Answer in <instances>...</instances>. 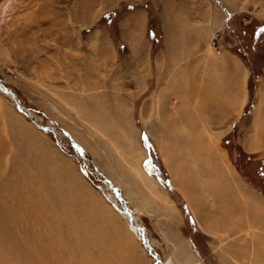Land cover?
I'll return each instance as SVG.
<instances>
[{"label": "rangeland", "instance_id": "rangeland-1", "mask_svg": "<svg viewBox=\"0 0 264 264\" xmlns=\"http://www.w3.org/2000/svg\"><path fill=\"white\" fill-rule=\"evenodd\" d=\"M133 7L150 11L154 46L161 39L158 13H173L180 25L192 26L176 33L184 41L193 39L190 45L179 44L178 59L180 64L194 61L199 81L217 74L209 63L228 50L251 67V100L245 116L238 117L234 109L222 127L202 121L201 129H207L202 136L207 143L218 144V149L204 152L222 162L221 181L236 189L239 176L243 193L250 184L264 194V150L246 148L252 135L254 90L264 66V0H0V83L16 94L24 109L0 87V264H161L132 230L125 209L116 207L119 198L134 212L137 226L145 230L144 238L162 264H170L165 261L173 244L165 239L167 231L160 229L159 216L152 213L156 202L178 210L177 221L190 239L191 251L209 259L208 264H222L216 260L220 252L230 253L232 264H264L248 245L252 215L245 207L235 211L239 221H228L231 229L236 228L227 236L204 235L201 211L196 225L188 207L187 195H193L201 198L200 205L203 200L211 205L216 216L226 206L235 214L234 204L222 195L229 189L216 192L208 177L213 174L188 188L185 176L174 171L173 153L184 150L183 136L194 135L180 132L173 136L174 142L170 132L159 133L161 126L170 129L175 118L171 113L182 117L192 112L191 102L178 101L186 86L172 96L168 107L154 100L141 102L139 109L134 101L121 104L126 113L115 116L110 109L100 113L93 102L88 106L92 117L77 109L81 100L75 94L76 63L95 62L98 47L124 50L121 12ZM114 24L119 29L115 35L107 32ZM189 49L202 57L190 60ZM118 61H123L121 56ZM160 88L148 86V97H156ZM194 104L200 107L198 114H207L202 102ZM178 124L180 130L188 129L181 118ZM141 130L157 139L156 147L146 135L141 141ZM258 137L264 140V134ZM84 162L90 176L84 172ZM197 184L209 191L194 196L191 189Z\"/></svg>", "mask_w": 264, "mask_h": 264}, {"label": "crops", "instance_id": "crops-1", "mask_svg": "<svg viewBox=\"0 0 264 264\" xmlns=\"http://www.w3.org/2000/svg\"><path fill=\"white\" fill-rule=\"evenodd\" d=\"M148 11L147 8L133 7L130 10L126 9L121 12L124 13L122 20L124 29L121 31V35L126 36L124 50L121 49L119 51L117 48H114L110 51L108 48L98 47V56L95 62L76 63L74 73L75 94L76 100L78 102L79 99L81 100V106L77 104V109L87 114L90 108L88 106L93 107L95 104L93 102H97L100 113L105 112L106 109H110L116 112L115 116H122V114L126 113L121 106L123 103L136 101L140 109L141 102L160 100L166 102V107H168L169 105L171 106L170 101L172 96L175 94L179 95L180 87L186 86L187 92L182 93V99L178 101L191 102L188 107L192 109V112L189 109L190 112L182 115V117L178 116V113H171V119H173V116L175 117L173 119L174 125L171 120L172 125L170 129L161 126L159 130V133L162 135H167L170 132L172 139L175 134H179L180 132L194 135V137L189 135L183 136L180 143L184 146V150L181 153H173L172 160L175 161V165L173 166L174 171L177 174L181 173L185 176V184L188 188L192 186V183H197L200 177L213 174V176L208 177L213 179V188L218 191L214 189H211V191L222 193L224 189H229L228 193L225 191L222 195L229 197V202L234 204V212L239 211V208L245 207L248 210V215H252L249 219L252 221L253 233L248 245L252 251L256 249L255 252L264 258V194L247 183V189L243 193L241 191L243 182L242 179L238 178L239 176H235L239 185V188L236 185V189H232V186L228 183L221 181L225 178L219 166L222 162L217 157L213 159L209 157L207 152H204L206 149H218V144L207 143L204 137H202L207 129L205 126L204 129H201L202 121L206 122L207 126L222 127L223 124L227 123L234 109H238V117L245 116L246 106L251 100V67L242 57L228 50L221 57H213L212 63H209V65L214 66L216 69L214 70L215 74H217L213 77L217 79L216 82L213 81V78L210 79L208 77L210 75L199 81L195 75L194 61L180 64L178 59L179 44L186 43L190 45L193 39L190 41L191 38L187 37L188 39L184 41L182 38L177 37L176 33L181 30L188 32L192 26L188 24L180 25L179 20H174L175 15L173 13H158L157 22L161 39L160 43L154 46L149 32L152 21L150 19V11ZM121 15L118 16L116 24L119 22ZM185 23L187 22L185 21ZM107 28L109 29L107 30L108 33L113 35L119 33V29L115 24L113 28ZM186 51H189L190 60L202 57L201 55H197V51L194 49ZM118 56H121L123 61H118ZM204 65H207L205 61ZM180 71H186V75L180 74ZM258 75L256 89L254 90L255 102L252 109V120L249 126L252 135L249 136L250 142L248 143V147H246L250 150H264V140L259 139V137L256 138L257 135L264 134L262 133L264 128V66ZM156 84L161 87L156 93V97H148L146 88ZM85 93L87 94L85 95ZM80 95L81 98H79ZM196 101L202 102L201 106L208 109L206 115L198 114L201 110H198V108L200 109L199 105L194 104ZM82 115L83 113L80 116ZM87 115L90 117L92 114L88 113ZM102 116L106 117L108 114L103 113ZM109 116L112 117L113 114H109ZM180 118L188 128L187 130H180V125L178 124ZM216 132H221V130H216ZM143 135H146L153 144H156L157 139L155 141L149 131L141 130V141ZM170 147L173 148L174 146L171 145ZM145 155V158L149 156L147 153ZM192 158L195 160V164L191 161L193 160ZM141 160H143V156ZM211 160L213 163L206 162ZM211 168L213 171L209 172ZM240 182L242 183L239 184ZM216 184L218 187H215ZM205 190L207 191L208 189H202L197 184L194 188L192 187L191 192L196 196L199 192H205ZM204 198H206L205 195ZM187 200L196 225L200 218L199 211L202 213V225L200 229L204 235L221 234L227 236L230 232H234L236 226L234 229H231V226H228L227 223L228 221L230 223L237 222L239 218L238 214H236L238 212L233 214L226 210L230 206H226L224 212L221 211L219 216H216V210L206 203L205 200L200 205L201 198H198V196L187 195ZM154 202L156 201L154 200ZM222 202L224 203V201ZM155 204L154 208H152V213L159 216V219H161V228H159L167 231L165 239L170 244H173L172 255L165 262H169L170 264H208L209 259L205 257L200 259L191 251L190 239L183 234L177 221L178 210H175V207L172 205H162L157 202ZM131 212L134 213L133 211ZM260 240L261 243L259 242ZM228 254L230 253L220 252L216 258L217 262L232 264V259H229L232 256ZM237 257L234 256L233 258L241 260V256Z\"/></svg>", "mask_w": 264, "mask_h": 264}, {"label": "bare ground", "instance_id": "bare-ground-1", "mask_svg": "<svg viewBox=\"0 0 264 264\" xmlns=\"http://www.w3.org/2000/svg\"><path fill=\"white\" fill-rule=\"evenodd\" d=\"M6 89H8L7 87H5ZM9 90V89H8ZM9 95L16 101V99L9 93ZM16 98H17V96H16ZM17 100H18V98H17ZM18 102H19V100H18ZM18 102H16V103H18ZM19 107V106H18ZM20 107H21V109L22 110H24L23 109V107H22V105L20 104ZM70 138V137H69ZM74 147H77L78 149H76V150H78V151H80V148H79V146H75L74 145ZM82 158H84V156L82 157ZM84 164H85V162H84ZM85 171L84 172H86V174H87V176H90V174H91V172H90V169L88 168L87 169V166H86V164H85ZM106 184L109 186V183L108 182H106ZM114 203H115V205H116V207H118V209L120 210V208H119V206H120V204H122L123 205V208H122V210L123 209H125V216H127V218L129 219V221H130V224H131V228H132V230L134 231V232H137L138 234H139V236H142L141 238H142V240H143V242L146 244V246L150 249L149 250V252L151 251L152 252V255H154V257L156 258V260H157V263H161L162 264V261H161V258H160V256L157 254V253H154L153 252V248H152V246L150 245V243H149V241L148 240H146L145 238H144V235H145V230L143 229V227H139V226H137L138 224L136 223V219H135V217L133 216V214H132V212L129 210V208H126L127 206L126 205H124V203L122 202V199L121 200H115L114 201ZM32 206V205H31ZM122 210H120L121 212H122Z\"/></svg>", "mask_w": 264, "mask_h": 264}, {"label": "water", "instance_id": "water-1", "mask_svg": "<svg viewBox=\"0 0 264 264\" xmlns=\"http://www.w3.org/2000/svg\"><path fill=\"white\" fill-rule=\"evenodd\" d=\"M0 87L7 93H10L15 99H16V102H18L17 98H16V94L12 91V90H8L6 89L2 83H0ZM17 105L20 107V102L17 103ZM21 108V107H20ZM75 146H78V144L74 143ZM116 193H119L117 189H115Z\"/></svg>", "mask_w": 264, "mask_h": 264}, {"label": "built area", "instance_id": "built-area-1", "mask_svg": "<svg viewBox=\"0 0 264 264\" xmlns=\"http://www.w3.org/2000/svg\"><path fill=\"white\" fill-rule=\"evenodd\" d=\"M120 200H121V198H119ZM121 207V210H122V208H123V205L122 204H120V206H119V208Z\"/></svg>", "mask_w": 264, "mask_h": 264}]
</instances>
